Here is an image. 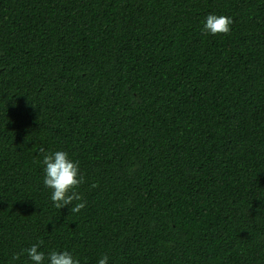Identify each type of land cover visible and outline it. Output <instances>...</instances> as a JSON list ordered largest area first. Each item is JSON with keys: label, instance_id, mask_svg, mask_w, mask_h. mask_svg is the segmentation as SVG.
<instances>
[{"label": "trees", "instance_id": "trees-1", "mask_svg": "<svg viewBox=\"0 0 264 264\" xmlns=\"http://www.w3.org/2000/svg\"><path fill=\"white\" fill-rule=\"evenodd\" d=\"M54 150L80 163L79 212L43 184ZM33 243L264 264V0H0V264Z\"/></svg>", "mask_w": 264, "mask_h": 264}, {"label": "clouds", "instance_id": "clouds-1", "mask_svg": "<svg viewBox=\"0 0 264 264\" xmlns=\"http://www.w3.org/2000/svg\"><path fill=\"white\" fill-rule=\"evenodd\" d=\"M232 23V18L226 14L209 13L202 21V30L210 35L227 34ZM41 163L43 184L51 190L50 199L54 206L61 209L70 206L72 212L83 209L86 201L77 190L84 182L79 161L67 151L54 150L45 152ZM73 201L78 203L73 206ZM41 243H33L30 247L22 249L20 253L14 254L12 259L19 260L22 254H26V264H82L81 259L67 249L45 253L41 250ZM109 259L108 255H104L98 260V264H108Z\"/></svg>", "mask_w": 264, "mask_h": 264}]
</instances>
